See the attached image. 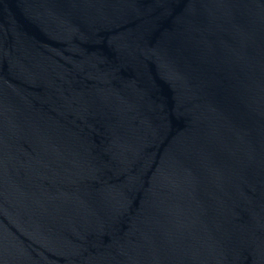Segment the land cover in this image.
Instances as JSON below:
<instances>
[{
	"label": "water",
	"instance_id": "95a60500",
	"mask_svg": "<svg viewBox=\"0 0 264 264\" xmlns=\"http://www.w3.org/2000/svg\"><path fill=\"white\" fill-rule=\"evenodd\" d=\"M0 264H264V0H0Z\"/></svg>",
	"mask_w": 264,
	"mask_h": 264
}]
</instances>
